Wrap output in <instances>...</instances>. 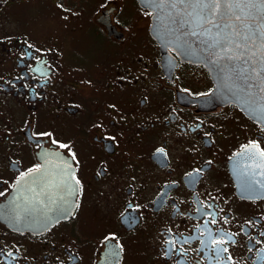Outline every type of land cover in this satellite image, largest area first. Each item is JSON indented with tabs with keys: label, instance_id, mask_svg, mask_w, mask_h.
Listing matches in <instances>:
<instances>
[{
	"label": "flooded vegetation",
	"instance_id": "flooded-vegetation-1",
	"mask_svg": "<svg viewBox=\"0 0 264 264\" xmlns=\"http://www.w3.org/2000/svg\"><path fill=\"white\" fill-rule=\"evenodd\" d=\"M151 26L138 0H0V209L47 150L80 181L49 226L0 217V264H264V124Z\"/></svg>",
	"mask_w": 264,
	"mask_h": 264
},
{
	"label": "snow or ice",
	"instance_id": "snow-or-ice-1",
	"mask_svg": "<svg viewBox=\"0 0 264 264\" xmlns=\"http://www.w3.org/2000/svg\"><path fill=\"white\" fill-rule=\"evenodd\" d=\"M145 2L153 11L158 10L154 19L167 28L169 33L179 32L185 38H200L203 50L212 57L209 62L217 65L224 80L232 81L230 90L246 92L249 97L259 94L264 98V0H145ZM259 111L264 112V105ZM53 143L59 144L57 141ZM59 147L68 146L59 144ZM252 148L258 146L252 145ZM158 152L163 153L164 149H158ZM71 155L75 159V154ZM260 155L264 156V151H261ZM39 171V167L30 169L23 173L16 183L19 184ZM199 171L198 169L197 172ZM72 179L77 186L80 184L74 172ZM19 218L17 216V219ZM226 242L221 239L212 241L213 244ZM168 243L174 245L173 241ZM227 251V248H217L216 254L219 256ZM8 255L12 256V253Z\"/></svg>",
	"mask_w": 264,
	"mask_h": 264
},
{
	"label": "water",
	"instance_id": "water-1",
	"mask_svg": "<svg viewBox=\"0 0 264 264\" xmlns=\"http://www.w3.org/2000/svg\"><path fill=\"white\" fill-rule=\"evenodd\" d=\"M138 1L141 6L152 12L151 33L164 52L172 50L183 61L201 64L209 71L216 85L212 99L217 104H234L250 119L264 124V112L259 111L260 107L264 105V98H261L259 94L249 97L246 92L230 90L232 81L224 80L217 65L209 62L212 57L203 50L204 46L200 43V38H185L179 32L169 33L167 28L158 24L154 19L158 10L153 11L145 0ZM43 155L40 171L17 184L8 202L0 209L2 220L15 229L34 230L40 225L49 226L53 223L52 219L58 220V212L65 210L60 209L57 202H59L60 196H64L68 179L72 180V194H75L76 184L72 179L74 167L70 169V160L57 150H47ZM53 183L55 189H49ZM37 193L40 195L39 199L35 198ZM37 215L43 216L41 221H38L39 223L34 221ZM17 216L20 218L17 219Z\"/></svg>",
	"mask_w": 264,
	"mask_h": 264
}]
</instances>
